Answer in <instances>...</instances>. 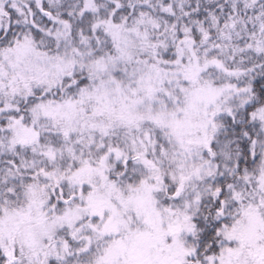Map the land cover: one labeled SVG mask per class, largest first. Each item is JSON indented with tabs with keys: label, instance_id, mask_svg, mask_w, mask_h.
<instances>
[{
	"label": "snow or ice",
	"instance_id": "1",
	"mask_svg": "<svg viewBox=\"0 0 264 264\" xmlns=\"http://www.w3.org/2000/svg\"><path fill=\"white\" fill-rule=\"evenodd\" d=\"M0 264H264V0H0Z\"/></svg>",
	"mask_w": 264,
	"mask_h": 264
}]
</instances>
